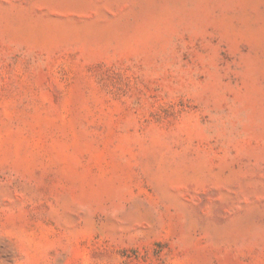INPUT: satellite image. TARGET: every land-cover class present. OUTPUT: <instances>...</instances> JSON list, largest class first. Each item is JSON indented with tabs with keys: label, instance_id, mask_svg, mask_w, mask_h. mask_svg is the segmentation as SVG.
<instances>
[{
	"label": "rangeland",
	"instance_id": "374dc122",
	"mask_svg": "<svg viewBox=\"0 0 264 264\" xmlns=\"http://www.w3.org/2000/svg\"><path fill=\"white\" fill-rule=\"evenodd\" d=\"M0 264H264V0H0Z\"/></svg>",
	"mask_w": 264,
	"mask_h": 264
}]
</instances>
